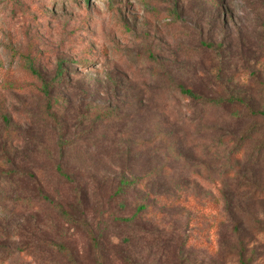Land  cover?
Listing matches in <instances>:
<instances>
[{
	"label": "rangeland",
	"instance_id": "rangeland-1",
	"mask_svg": "<svg viewBox=\"0 0 264 264\" xmlns=\"http://www.w3.org/2000/svg\"><path fill=\"white\" fill-rule=\"evenodd\" d=\"M0 264H264V0H0Z\"/></svg>",
	"mask_w": 264,
	"mask_h": 264
},
{
	"label": "trees",
	"instance_id": "trees-1",
	"mask_svg": "<svg viewBox=\"0 0 264 264\" xmlns=\"http://www.w3.org/2000/svg\"><path fill=\"white\" fill-rule=\"evenodd\" d=\"M59 72L61 73L62 70L59 69ZM179 88L181 90V94L186 95V97L191 98V99H194L195 101H201V102H205L206 103V100L207 99L203 98L201 95H199L198 93L194 92L192 89L182 87L181 85L179 86ZM138 181H140V180L139 179L130 180L126 176L122 177L121 183H120V186H119L117 192L120 193L124 188H128L130 186H139V187H142L143 184H144V182L143 183H138ZM58 208H59V210H61L62 206L60 205ZM142 208H143V206H142ZM63 211L61 210V212H63ZM63 213H65V212H63ZM70 220L76 221V219H74V218H72Z\"/></svg>",
	"mask_w": 264,
	"mask_h": 264
}]
</instances>
